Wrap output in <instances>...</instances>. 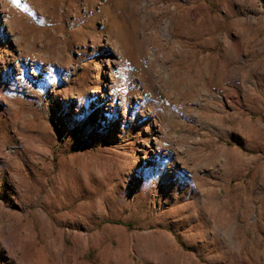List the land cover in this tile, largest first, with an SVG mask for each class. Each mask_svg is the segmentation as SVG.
Returning a JSON list of instances; mask_svg holds the SVG:
<instances>
[{
    "label": "rangeland",
    "instance_id": "1",
    "mask_svg": "<svg viewBox=\"0 0 264 264\" xmlns=\"http://www.w3.org/2000/svg\"><path fill=\"white\" fill-rule=\"evenodd\" d=\"M0 264H264V0H0Z\"/></svg>",
    "mask_w": 264,
    "mask_h": 264
},
{
    "label": "bare ground",
    "instance_id": "2",
    "mask_svg": "<svg viewBox=\"0 0 264 264\" xmlns=\"http://www.w3.org/2000/svg\"><path fill=\"white\" fill-rule=\"evenodd\" d=\"M28 1H30V0H28ZM107 1H109V0H107ZM147 3H150V0H125V4L129 5L131 11H133V12L140 11L142 8H144V6ZM100 8L112 10L108 4H105V5L102 4V7H100ZM113 11H114L112 14L113 20L109 24L115 31H118V30H120V28H123L126 25V21L127 22L130 21V14L127 12L122 14L121 7L118 5L114 6ZM143 20L144 19L142 18L141 19L142 23H143ZM169 24H170V21L165 23L162 27H159V32L164 37L170 36V32L168 31V25ZM13 26H14L13 20H8L7 25L5 27L6 31H7V40L10 41V43L12 44V47L14 48V51L16 54V56L15 57L13 56V59H11L12 65L15 66L16 69L18 68L22 72V66L20 64H18L19 60L22 61V64L29 70V73L32 75V77L35 78V77H37V74H38V66L35 63H32V62L29 63V59L26 57H23L19 53L20 44L22 41V35L17 34V32L13 29ZM124 40H126V38H124ZM111 49H112V52L118 57L123 55V53L126 51V49L123 47L122 42H119L117 40H114L111 42ZM139 58L142 59V66H144L143 64L147 65L148 57H147L146 52H144V51L140 52ZM108 64L110 66L109 61H108ZM144 71H145V68H143V72ZM113 76H114L113 71L109 68L108 73H107V81L106 82L107 83L112 82ZM141 86L143 88L145 87L144 81L141 83ZM7 103L10 105L11 101H7ZM5 121H6V124L10 128L13 126V122H12L11 117H6ZM13 134H14V136L16 135L14 131H13ZM18 140L20 142L23 141L21 138H18ZM40 150H43V149H40ZM45 152H47V150Z\"/></svg>",
    "mask_w": 264,
    "mask_h": 264
},
{
    "label": "snow or ice",
    "instance_id": "3",
    "mask_svg": "<svg viewBox=\"0 0 264 264\" xmlns=\"http://www.w3.org/2000/svg\"><path fill=\"white\" fill-rule=\"evenodd\" d=\"M13 2H16V0H13Z\"/></svg>",
    "mask_w": 264,
    "mask_h": 264
}]
</instances>
